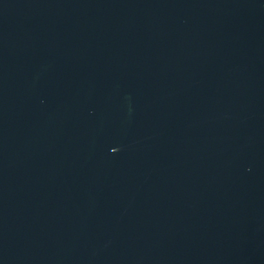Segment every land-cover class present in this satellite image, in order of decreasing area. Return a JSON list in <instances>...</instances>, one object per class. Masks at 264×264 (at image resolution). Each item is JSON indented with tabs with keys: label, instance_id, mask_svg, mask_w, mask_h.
<instances>
[{
	"label": "water",
	"instance_id": "1",
	"mask_svg": "<svg viewBox=\"0 0 264 264\" xmlns=\"http://www.w3.org/2000/svg\"><path fill=\"white\" fill-rule=\"evenodd\" d=\"M0 264H264V0H0Z\"/></svg>",
	"mask_w": 264,
	"mask_h": 264
}]
</instances>
